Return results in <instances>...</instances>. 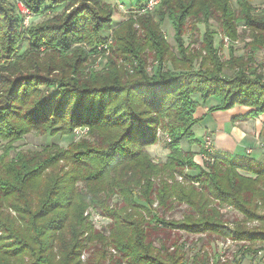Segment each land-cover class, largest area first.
Returning a JSON list of instances; mask_svg holds the SVG:
<instances>
[{
    "label": "rangeland",
    "instance_id": "rangeland-1",
    "mask_svg": "<svg viewBox=\"0 0 264 264\" xmlns=\"http://www.w3.org/2000/svg\"><path fill=\"white\" fill-rule=\"evenodd\" d=\"M28 1L0 0V105L1 97L7 95L9 78L21 74H29L30 93H35L38 77L75 74L86 79L98 72L108 74L109 85H117L121 91L140 69L152 75L159 69L179 73L202 66L212 68V61L206 62L210 57L225 68L241 59L264 76V44L257 37L260 30L250 22L264 12V0H183L159 11L155 9L162 0L153 9H145L148 0H61L58 6L41 11ZM184 7L179 42L175 18L168 12L176 17ZM81 8L90 13H82ZM77 14L80 18L93 16L94 21L79 33L68 32L71 41L60 50L54 45L46 49L31 44L63 38L59 32L53 39V26L61 30ZM12 18L18 23L11 29L14 33L17 28L15 35L7 29ZM11 37L12 51L7 56L1 48ZM238 69L236 65L226 73ZM191 98L199 104L194 118L200 119L203 101L195 93ZM216 103L213 98L206 105L210 108ZM234 110L243 114L249 107L237 105ZM103 116L100 124L91 127H71L66 118L46 123L35 122L32 117L18 119L0 134V264H36L38 260L46 264H143L134 262L127 252L132 243L125 231L131 221L124 229L117 225L114 210L125 196L110 194L108 179L92 180L93 173L108 158L109 142L120 130V125L106 119L109 113ZM158 117L164 124L169 122L162 115ZM207 125L209 120H200L194 126L199 142L191 136L178 145L171 143L168 131L158 128V140L145 150L155 165H161L162 172L152 178V188L157 191L165 184L170 194L164 203L156 194L153 196L148 207L152 213L138 207L140 233L134 238L146 232L145 242L170 264H264V259L257 256L264 241H249L243 235L246 230L264 231V220L244 219L239 209L223 203L199 182V177H193L214 164L211 155L202 151H213L211 134H203ZM128 168L130 171L133 166ZM115 176L111 174L110 179ZM185 192L207 199L209 212L218 214L209 217L212 224L208 229L199 225L193 228L192 223L201 220L199 208L188 202ZM105 203L110 211L104 208ZM189 214L193 215L187 220ZM184 222V226L174 225Z\"/></svg>",
    "mask_w": 264,
    "mask_h": 264
},
{
    "label": "trees",
    "instance_id": "trees-1",
    "mask_svg": "<svg viewBox=\"0 0 264 264\" xmlns=\"http://www.w3.org/2000/svg\"><path fill=\"white\" fill-rule=\"evenodd\" d=\"M26 1L28 4L29 1ZM30 1L31 7L41 11L58 6V2L61 0ZM180 1L183 0H162L155 11L161 10L170 3ZM190 6L189 3L187 7ZM84 7H87L86 4ZM187 7H184V10L176 17L168 12L169 17L175 18L173 21L175 20L174 25L179 42L181 39L178 32L183 25ZM80 10H83L82 13L88 11L84 8ZM88 12L90 13V11ZM263 13L258 20H250L253 26L260 30L257 37L261 39L262 44H264ZM87 17L90 16L82 15L80 18V14H77L75 19L68 21L61 30H58V26L54 25L52 28L53 39L59 32L64 34L63 38H57L55 42L42 40L39 42L32 41L31 44L34 47H45L46 49H51L54 45L57 50H60V47L69 44L71 41L67 37L68 32L79 33L89 21H94L92 20L93 16ZM14 25L18 27L17 19L12 18L10 30L7 28L12 35L18 31L17 28L14 33L11 30ZM36 30H39L38 27ZM150 34L154 35V32L150 31ZM43 38L46 37L43 36ZM12 40H14L12 37L4 40L5 48H1L6 51L7 56L12 51ZM208 49L211 50V47L208 46ZM209 60L212 61V68L203 69V66H200L199 70L179 73L164 72L159 69L150 75L147 71L140 69L137 72L138 75L130 83L124 85L121 91L118 90L117 85L110 86L108 82L110 78L107 79L108 74L105 75L102 72L93 73V76L91 75L86 79L78 78L75 74H51L50 76L35 77L37 79L35 93H30L31 85L29 87L27 77L29 74L17 75L14 78H9L7 95L1 97L0 134L14 125L18 119L26 121L27 118L32 117L35 122L46 123L66 118L69 119L71 127H91L100 124L103 114L109 113V117L106 119L113 120L115 125H120V130L117 137L109 142L108 158L93 173L92 180L108 179L110 194L119 193L125 196V200L122 197L124 202L122 201L120 208L118 207L119 214L116 211L118 210L117 207L114 210L116 215L114 212L113 214L121 229H124L125 225L131 221L125 232L128 234L127 239L132 243L127 252L129 256L135 259L133 261L143 264H170L168 258L149 242H145L148 237L146 232H143L139 238H134L136 233H140L138 229L140 228L138 226L139 220H137L138 207L152 213L148 207L153 201V196L156 194L164 203L170 194L165 184H161L157 191L152 188L154 186L152 178L162 171H160L161 165H155L152 162L150 155L145 150L146 147L158 140L157 130L160 126L169 132L171 143L174 145H178L182 139L191 136H193L192 140L199 142L193 133L194 126L201 119L194 118L196 109L199 107L198 102L191 98L194 93L200 95L203 101L201 105H206L215 98L217 103L209 108L211 112L229 110L237 105L249 107L247 112L234 116L233 120L255 118L264 114V76L261 73H256L255 69L248 68L240 59L235 60L239 69L233 74H227L226 70L232 69L236 66L235 64L230 63V66L225 68L219 60L215 62L213 57H210L206 62ZM117 72L122 77V73L118 70ZM1 82H3L2 77H0V84ZM20 89L21 92H19ZM108 108L109 110H107ZM158 115L164 116L169 122L164 124L159 120ZM202 151L204 154L211 155L214 164L207 171L200 169V172L193 177H199V182L201 181L206 189L210 190L223 203L231 204L239 209L244 214V219L263 221L264 162L254 164L255 160L249 153L233 154L217 149L208 153L211 150L205 148ZM128 165L129 167L133 166L132 170L129 171ZM196 168L199 167L196 165ZM113 173L117 174V177L115 176L114 180H111L110 176ZM138 187L139 191L136 192ZM115 189L117 192H114ZM176 190L180 192V189L176 188ZM189 194L185 192V198L192 206L198 204V214L201 219L200 222L192 223L193 228H197L196 225H199L198 228L200 229H208V226L212 224L209 217L217 213L209 212L207 199L203 197L197 199L189 196ZM59 201L56 200L55 203H59ZM103 206L109 210L108 204L105 203ZM192 215L189 214L187 220H190ZM166 224H170V222ZM184 224L185 222L174 225L184 226ZM243 235L249 241H264V231L262 230H246ZM127 247L125 246L126 249ZM172 260L173 263L176 261V259ZM36 264H46V262L38 260Z\"/></svg>",
    "mask_w": 264,
    "mask_h": 264
},
{
    "label": "crops",
    "instance_id": "crops-1",
    "mask_svg": "<svg viewBox=\"0 0 264 264\" xmlns=\"http://www.w3.org/2000/svg\"><path fill=\"white\" fill-rule=\"evenodd\" d=\"M202 108L200 120L210 121V125L206 126L203 134L205 132L211 134L213 149L233 154L249 153L253 160L264 162V115L233 120L234 116L241 114L234 108L213 112L209 111L208 105Z\"/></svg>",
    "mask_w": 264,
    "mask_h": 264
},
{
    "label": "built area",
    "instance_id": "built-area-1",
    "mask_svg": "<svg viewBox=\"0 0 264 264\" xmlns=\"http://www.w3.org/2000/svg\"><path fill=\"white\" fill-rule=\"evenodd\" d=\"M160 0H148L147 4L145 6V9H153L154 6L159 2ZM210 143L206 144V147L209 145ZM258 257H262L264 259V250H259L257 253Z\"/></svg>",
    "mask_w": 264,
    "mask_h": 264
}]
</instances>
